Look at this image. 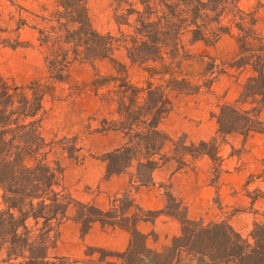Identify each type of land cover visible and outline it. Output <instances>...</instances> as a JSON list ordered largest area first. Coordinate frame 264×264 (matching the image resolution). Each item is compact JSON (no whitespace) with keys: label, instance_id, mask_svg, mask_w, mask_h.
I'll list each match as a JSON object with an SVG mask.
<instances>
[{"label":"trees","instance_id":"1","mask_svg":"<svg viewBox=\"0 0 264 264\" xmlns=\"http://www.w3.org/2000/svg\"><path fill=\"white\" fill-rule=\"evenodd\" d=\"M7 1L17 12L6 17L0 12V46H27L21 32L32 30L45 51L47 77L25 86H9L0 77V264H71L49 255L71 207L76 209L72 220L79 224L81 238L95 223L130 233L122 254L87 248V256L99 254L105 264H264V217L242 238L226 222L203 226L170 214L181 224L180 235L156 252L136 229L156 214L142 211L133 199L137 188L152 185V173L167 161L162 150L168 139L160 124L171 110L173 92L209 91L226 69L249 73L237 100L218 107L216 138L178 146L177 155H205L217 162L218 138L264 136V42L256 30L264 0L251 5L250 0H110L115 31L105 34L92 27L86 0H33L35 10ZM223 36L237 38L239 53L218 71L212 61L201 74L208 80L193 84L192 76L181 71L183 62L194 59L184 38H189L190 47L213 46ZM103 62L111 65L113 74L95 75L91 86L95 95L102 92V104L113 112L112 119L101 121L100 133L123 137L121 147L99 158L105 163L104 180L135 168L130 189L111 198L107 210L74 200L65 186L58 155L82 163L85 157L78 138L48 142L41 131L44 101L55 98L56 86L69 85L71 68ZM129 68L145 74L141 84L131 82ZM252 178L264 184V160L260 173ZM253 194L252 202L264 198L260 191Z\"/></svg>","mask_w":264,"mask_h":264},{"label":"rangeland","instance_id":"2","mask_svg":"<svg viewBox=\"0 0 264 264\" xmlns=\"http://www.w3.org/2000/svg\"><path fill=\"white\" fill-rule=\"evenodd\" d=\"M254 2L255 0H250L248 4ZM15 4L26 10L36 9L33 0H16ZM86 6L91 25L97 32L105 34L115 31L110 0H86ZM0 12L6 17L13 12L16 14L17 9L11 6L9 1L0 0ZM22 15L27 17L25 14ZM28 21L32 24L30 19ZM256 30L264 42V7L257 15ZM21 38L27 42V46L16 49L0 46V77L9 86H25L33 81H44L47 77L45 51L38 46L35 32L25 29L21 32ZM188 39L185 37L184 43L194 59L183 62L181 71L182 74L192 76L193 84H201L208 80L207 77L203 79L201 74L212 61L216 66L215 71H218L223 68L222 64L230 63L239 53V43L235 36H223L213 46L199 43L190 47ZM117 57L124 62L123 55L119 54ZM225 72L219 75L209 91L196 95L176 92L170 94L171 110L160 124L161 132L169 139L166 145L167 153L170 154V151H174L178 146L189 147L190 142L197 145L198 139L205 137L207 131H211L209 121L218 107L223 103H233L237 100L249 73L238 74L228 69ZM112 74V67L108 62L94 66L76 64L69 71V85L56 86L55 98L47 97L43 104L41 131L44 139L49 142L64 137L68 139L77 137L79 140L77 145L83 148L82 154L85 158L80 164L71 162L58 153L61 166L64 168L65 186L72 198L78 202L85 196L95 201L100 189L85 188L83 181L93 182L99 172L101 161L99 158L123 144V137L119 133H100L101 121L112 119L110 114L113 108L102 104L99 96L102 92L95 95L91 86L95 75L104 77ZM128 76L134 84H141L145 78V74L137 68H129ZM261 119L264 123V113ZM200 126L203 127L199 129ZM217 143L219 160L213 162L214 177L216 174H232L238 176V179L227 180L230 189L225 190L220 196H215L213 205L202 222L205 225L226 222L242 238H246L253 223L264 217V200H258L252 207L244 193L246 177L261 170V163L264 160V136L255 133L246 138L232 136L224 141L219 139ZM50 158L52 159V156ZM103 164L105 166V163ZM257 187L264 190V185L252 184L248 191L252 192ZM165 195L167 201L165 214L183 217V212L179 210L170 194L165 192ZM110 199L107 196V203L100 208L109 209ZM75 210V207H71L68 216H74ZM252 210H258V213L254 215ZM85 253L90 251L86 250ZM94 255L101 260L99 254ZM110 261L116 262L115 259Z\"/></svg>","mask_w":264,"mask_h":264},{"label":"crops","instance_id":"3","mask_svg":"<svg viewBox=\"0 0 264 264\" xmlns=\"http://www.w3.org/2000/svg\"><path fill=\"white\" fill-rule=\"evenodd\" d=\"M216 114L217 112L213 114L211 121H209L211 131H207L205 137L198 139V144L201 142L207 143L216 138ZM202 127L200 126L199 129ZM232 136H228L223 140L218 138L216 141L217 146L219 139L224 141ZM168 142L169 139L162 150V154L167 158V161L161 168L152 173V185L137 188L133 192L134 203L137 207L144 212L156 214L152 220L141 221L136 226L139 233L147 236V246L156 252L167 248L170 242L178 237L181 232L180 222L175 217L165 214L167 205L165 192L170 194L179 206V210L183 212L184 217L189 221L207 226L214 224L205 225L202 222L206 218L209 208L213 205V199L215 196H220L225 190L230 189L227 180L238 179V176L232 174H216L217 176L214 177V163L205 155L192 158L188 155H177L175 150H171L170 154L167 153L166 145ZM191 144L196 143L190 142ZM133 169L135 171V168L132 167L126 173L113 176L105 181V166L99 161V172L93 182L84 180L83 184L85 188L100 189V193L95 201L85 196L80 203L93 202L99 209H102L100 207L107 203V196L109 198L120 197L130 189L131 178L135 173ZM259 173L260 170L255 175L251 174L246 177L244 184L245 197L250 200L252 207L258 200H264L263 198L252 202V199H250L254 196V191L264 193V190L257 187L252 192L248 191L252 184L264 185L252 178ZM251 178V183H248ZM252 211L254 215L258 213V210ZM68 217L69 219L60 227L57 245L49 251L51 257L66 258L71 264H105L100 262L94 254L87 256L85 253L87 248L100 249L113 254H122L128 249L131 239L129 232L103 227L95 223L88 233L81 238L79 224L72 220L73 216Z\"/></svg>","mask_w":264,"mask_h":264}]
</instances>
